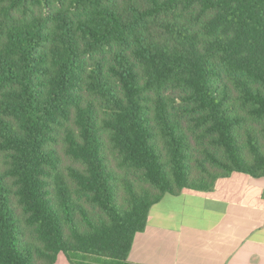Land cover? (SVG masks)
Segmentation results:
<instances>
[{
	"label": "trees",
	"instance_id": "obj_1",
	"mask_svg": "<svg viewBox=\"0 0 264 264\" xmlns=\"http://www.w3.org/2000/svg\"><path fill=\"white\" fill-rule=\"evenodd\" d=\"M233 173L264 177V0H0V264H130Z\"/></svg>",
	"mask_w": 264,
	"mask_h": 264
},
{
	"label": "crops",
	"instance_id": "obj_2",
	"mask_svg": "<svg viewBox=\"0 0 264 264\" xmlns=\"http://www.w3.org/2000/svg\"><path fill=\"white\" fill-rule=\"evenodd\" d=\"M59 257V256H58ZM130 264H264V177L233 173L208 192L165 195L132 241ZM55 264H68L63 261Z\"/></svg>",
	"mask_w": 264,
	"mask_h": 264
},
{
	"label": "rangeland",
	"instance_id": "obj_3",
	"mask_svg": "<svg viewBox=\"0 0 264 264\" xmlns=\"http://www.w3.org/2000/svg\"><path fill=\"white\" fill-rule=\"evenodd\" d=\"M58 261L60 262V261H63V256L62 255H59V257H58Z\"/></svg>",
	"mask_w": 264,
	"mask_h": 264
}]
</instances>
